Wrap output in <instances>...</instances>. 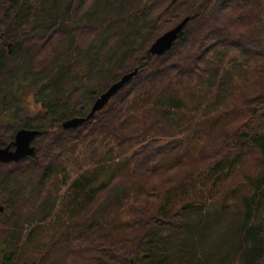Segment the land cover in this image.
<instances>
[{"label":"trees","instance_id":"16d2710c","mask_svg":"<svg viewBox=\"0 0 264 264\" xmlns=\"http://www.w3.org/2000/svg\"><path fill=\"white\" fill-rule=\"evenodd\" d=\"M183 15L193 19L170 51L144 50ZM56 37L62 57L45 66L39 43ZM0 42V147L14 140L24 104L18 61L47 108L39 125H20L41 131L35 154L0 163V264L65 255L84 264H221L224 252L223 264L237 254L263 264L264 0H91L87 9L0 0ZM132 57L139 74L93 119L44 130L86 116L92 104L76 109L84 83ZM253 81L259 95L249 94ZM174 170L187 176L160 191L155 180ZM60 180L58 203L48 187ZM25 198L32 205H21ZM240 200L222 221L215 206Z\"/></svg>","mask_w":264,"mask_h":264},{"label":"rangeland","instance_id":"374dc122","mask_svg":"<svg viewBox=\"0 0 264 264\" xmlns=\"http://www.w3.org/2000/svg\"><path fill=\"white\" fill-rule=\"evenodd\" d=\"M72 1L74 2V4L76 6H80V7L82 6V9H87L89 4L91 3V0H72ZM79 3H81V5ZM100 4H101V1H99L96 4V6L100 5ZM166 7H167V4H165L163 6L164 9ZM182 17L183 18L179 22H177L176 24H169V25L165 26L164 28H162V34L160 36H158L156 39H153L151 44H149V45L147 44V46L144 47V50H146L148 48V52L150 53V49H151L152 44L159 37H161L162 35H164L168 31L172 30L174 27H176V25L178 26L184 20V18L185 19L187 18L186 16L184 17V15ZM159 31H161V30H159ZM91 37L92 36L89 33L88 35H85L84 39H86V41H89ZM56 38H57L56 41L52 40V41H49V42L39 43V45H41L40 47L42 48L41 49L42 53H41V57L40 58H41L42 63L45 66L51 65L54 62V60L57 59V53L59 54V51H60L61 47H62V51H63L64 41L61 40L58 37H56ZM1 42H0V45L2 44ZM81 42L84 43L83 38H81ZM5 43L7 44L6 48L9 50V52L14 54L15 53L16 42L14 40H12V41H10V43H7V42H5ZM36 45H38V44H36ZM53 47L58 49V52H55L57 50H51V48H53ZM62 51H61V53H62ZM59 55L62 57L61 54H59ZM142 56H143V54L137 55V59H140ZM119 65H120V67L116 68L114 70V72H112L111 74H107L103 79H94L93 80V79L87 77L88 81L86 83H84V85L82 87V89H83L81 91L82 95L78 96V104L76 106L77 111H78V109L81 108L82 105H88V104L89 105H91V104L93 105V103L95 102V101L93 102V100H96L101 95V93L105 92L113 84V82L115 83L123 75L127 74L128 72H130L133 69H135L136 67H138V66H136V58H134V57H132L131 60H128V61H126L124 63L119 64ZM15 67H16V69L21 68V72L23 71L22 72V76H24L18 82V84H19L18 85L19 92L20 93H24V97H23L24 104H23L22 109H20V111H19L20 112L19 116H18V120L19 121L15 122L16 123L15 126L18 128V130H20L21 129L20 125H22V123H24L27 120V118H31V119H29L30 124L32 123V125H39V120L42 121V119H43L41 117V115L45 114L47 108L41 102L42 101V96L41 95L34 96V90H35L37 84L39 83V81L36 80L27 71L24 70L25 67L20 61H18V64H15ZM246 86H250V88H249V94L250 95H259L260 92H261L260 83H256L254 81L251 82V83L248 82L246 84ZM90 95L92 97H94V99L92 98L93 99L92 101H91V99L88 101ZM258 113H261V112H258ZM74 117L75 116H73V118ZM77 117H80V116H77ZM44 123H46L45 120H44ZM5 127L7 128L8 135H9V133H11V131H13V130H11V128H9L8 126H5ZM60 128H62L61 123H59L56 126H54V125H52L50 127L46 126L44 130H46L48 132H53V131H58L59 132ZM46 137L47 136L44 137V140L48 141V138H46ZM53 139H54V137L51 140H53ZM51 140L45 144V147H44L45 149L49 148V144H50ZM33 145L37 148L38 147L37 141L34 142ZM208 161L211 162L213 160L208 158ZM175 171L176 170H174L172 172H169V173H167L168 175L162 176V177L157 178L155 180V182L158 183L160 185V187H163V188H160V191H164L165 189L170 187L172 184H174L175 182H177L180 179V177H178L180 174H184L183 171L181 173H175ZM175 174H176V177H174ZM171 175L174 178H176V179L173 178L174 180L171 183H169V176H171ZM184 176L186 177L187 175L184 174ZM72 177L74 178L75 174ZM60 178L62 179L63 175H61ZM222 191H224V189H222ZM65 193H66V187H61V180L58 183H56V181H54L48 187V195L53 196V195L59 194L58 203L62 200V198L64 197ZM239 193L241 194V193H244V192H239ZM242 196L243 195L241 194L240 198H242ZM238 198H239V195L237 196L236 199H238ZM20 202H21V205H32L31 203L28 202V200H26V198L20 200ZM0 204L5 208L6 204L3 203L1 200H0ZM237 206H241L242 207V200L239 201L238 205H216L215 209H218V210L221 209L222 210L219 213L220 218H221L222 221L231 222V213L224 212V209L230 208V209L234 210V207L236 209ZM115 217L120 219L121 218V213L120 212H116L115 213ZM222 235L223 234H220V236H222ZM221 240L223 241L222 243L226 242L225 238H221ZM241 241H242V239L239 238V242H241ZM222 247L225 249V245L224 244L222 245ZM221 251H223V250H221ZM240 252L242 254L241 250H240ZM224 253L222 254V257L220 259L221 264H223V262L225 261L226 256H227V254L225 255ZM253 254H254V252H253ZM240 256L241 255L237 254L235 256L236 262H234L232 260V264H242L243 261H244L245 255L242 258H240ZM67 258H68V255H65L63 257L61 256L60 259L54 261V264H84L83 262L77 261L78 260L77 258H75V261L72 260V259L71 260H67ZM263 264H264V262H263Z\"/></svg>","mask_w":264,"mask_h":264},{"label":"water","instance_id":"95a60500","mask_svg":"<svg viewBox=\"0 0 264 264\" xmlns=\"http://www.w3.org/2000/svg\"><path fill=\"white\" fill-rule=\"evenodd\" d=\"M193 19L187 17L178 26L159 37L151 46L150 53L152 55H162L173 48L174 43L179 39L186 25ZM140 72V67H136L132 71L123 75L118 81L113 83L105 92L95 100L90 111L86 116L74 117L61 122L62 128L65 130L75 129L89 122L94 116L101 112L110 100L129 82H131ZM41 131L20 129L16 132L14 140L7 146L0 147V163H19L27 157H31L36 152L33 145ZM4 211V207L0 204V213Z\"/></svg>","mask_w":264,"mask_h":264}]
</instances>
